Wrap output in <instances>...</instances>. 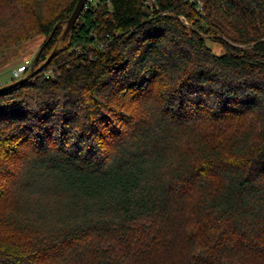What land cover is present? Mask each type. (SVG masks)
<instances>
[{"label":"trees","instance_id":"16d2710c","mask_svg":"<svg viewBox=\"0 0 264 264\" xmlns=\"http://www.w3.org/2000/svg\"><path fill=\"white\" fill-rule=\"evenodd\" d=\"M49 1L0 0L33 23L0 47L56 48L0 93V264H264V0H95L63 39Z\"/></svg>","mask_w":264,"mask_h":264},{"label":"rangeland","instance_id":"374dc122","mask_svg":"<svg viewBox=\"0 0 264 264\" xmlns=\"http://www.w3.org/2000/svg\"><path fill=\"white\" fill-rule=\"evenodd\" d=\"M51 1L52 2L49 1V5H47L48 15H50V13H52V10H53L51 8L52 7L51 5H53L54 1L53 0ZM68 1L70 2L71 0H68ZM3 13L4 12H1V14ZM16 13L17 11H15V13L14 11L10 12V14L9 15L7 14L5 18L0 16V32L2 31L3 35H6L4 32L7 30H10L9 28L15 25L13 22L10 24L9 19L11 15L13 17V15L15 16ZM16 16H22V14L16 15ZM30 20L31 18H27L25 16V19L22 23H18V26L15 25L16 26L15 30L16 31L20 30V32H22L23 29L26 30V29L31 28L33 26V23H31ZM66 24L67 22L59 23L63 31H65L64 29L66 27ZM30 30H32V28ZM62 36H61V39H62ZM45 41H46V35L38 33V34H35L29 37L28 39H25L19 42L9 41L6 45H3L2 47H0V87L3 85L9 84V83H13L17 80L23 79L29 74H32L31 73L32 70L30 69L29 72H26L24 76H21V78L19 79L15 78L13 75L14 71L18 69L20 66H22L26 60H30L33 62L32 68H34L35 70V72H33V75L37 73L38 71H40L48 63V61L51 60V58L53 57L55 53L56 48L54 52L51 53V55L46 61L40 64L38 63L39 59L36 61V56L40 53L41 47ZM212 48L217 53L221 51V46L219 44L213 43ZM52 71L55 72L54 69L51 68L50 70H48V73L50 74ZM55 76L57 75L55 74Z\"/></svg>","mask_w":264,"mask_h":264},{"label":"water","instance_id":"95a60500","mask_svg":"<svg viewBox=\"0 0 264 264\" xmlns=\"http://www.w3.org/2000/svg\"><path fill=\"white\" fill-rule=\"evenodd\" d=\"M87 2H88V0H78L77 5H76L73 13L71 14L69 19L67 20V24H66L65 31L63 33L62 39L74 29L78 19L82 15L83 10L86 8ZM38 59H39V54L36 56V61ZM31 70H32L31 71L32 74H29L25 78L17 80V81H15L13 83H9V84L1 86L0 87V93L4 92V91H7V90H9V89H11V88L23 83V82L29 80L32 77L33 72H35L34 68H32Z\"/></svg>","mask_w":264,"mask_h":264},{"label":"built area","instance_id":"2783aa9c","mask_svg":"<svg viewBox=\"0 0 264 264\" xmlns=\"http://www.w3.org/2000/svg\"><path fill=\"white\" fill-rule=\"evenodd\" d=\"M94 1L95 0H88V2L86 4V7L88 6V3L94 2ZM96 1L98 2L99 0H96ZM198 2H199V5H198L197 9L199 11H202L203 10V3H202L201 0H198ZM32 67H33V62L30 61V60H26L25 63L22 66H20L18 69H16L14 71L13 75H14L15 78L19 79V78H21V76H24V74L26 72H29L30 69H32ZM49 76H50V74H49Z\"/></svg>","mask_w":264,"mask_h":264}]
</instances>
